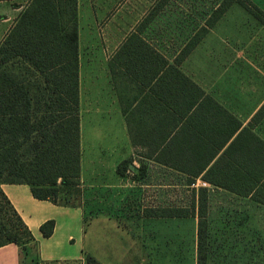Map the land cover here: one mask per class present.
Returning a JSON list of instances; mask_svg holds the SVG:
<instances>
[{"label":"crops","instance_id":"1","mask_svg":"<svg viewBox=\"0 0 264 264\" xmlns=\"http://www.w3.org/2000/svg\"><path fill=\"white\" fill-rule=\"evenodd\" d=\"M31 2L0 0V47ZM157 2L78 0L81 193L89 186L99 190L115 188L117 183L131 177L133 183H143L146 175L139 179L135 174L144 165L147 172L166 170L178 178L181 176L184 178L182 184L194 186V189L206 187L209 205L210 193L215 190L259 204L250 197L202 180L264 105V85L260 84L258 90L244 92L235 81L234 61L231 62L232 69L226 71V59L224 62L219 53L227 50L232 52L231 57L240 54L229 44L232 36L216 32L224 16L236 4L183 57L182 51L194 34V21L157 24L164 5L139 32L140 25L155 11ZM253 18L260 22L257 17ZM190 26L193 27L191 30ZM13 61L10 70L14 74L24 73L23 65ZM226 72L232 75L226 77ZM247 84L252 87L250 81ZM90 120L94 123L93 130ZM236 121L241 123V128L230 136ZM263 123L264 116L257 123L253 122L252 132L264 140L259 130ZM170 131L172 165L168 166L157 161L156 156L162 152L158 146ZM224 138L226 142L220 148ZM215 152L216 156L210 160ZM124 160L130 161L126 174L121 175L118 165ZM181 168L202 172L196 182H189L195 172L188 174ZM2 188L35 234L43 260L78 256V252L70 250L76 245L77 225H80V232L83 230L84 210L81 206H62L36 199L25 183H4ZM108 216L96 215L98 218ZM142 217L146 220L179 219L148 217L146 213ZM49 219L55 220V230L51 237L44 238L40 226ZM20 261L18 245L9 243L0 247V264H20Z\"/></svg>","mask_w":264,"mask_h":264},{"label":"trees","instance_id":"2","mask_svg":"<svg viewBox=\"0 0 264 264\" xmlns=\"http://www.w3.org/2000/svg\"><path fill=\"white\" fill-rule=\"evenodd\" d=\"M167 1L162 0L147 16L139 32ZM236 3L264 21V11L252 0H221L201 24L194 26V34L181 55L187 56ZM12 61L21 63L24 73L14 74L8 69L7 64ZM78 69V0H32L0 47V247L14 243L23 250L37 241L2 184L25 183L36 199L75 206L70 197L74 192L80 193L81 177ZM263 116L264 105L202 176L205 182L250 197L261 205H264V140L252 132V124ZM240 128L241 123L236 121L230 136ZM225 142L224 138L220 148ZM158 148L162 152L156 160L171 166V131ZM129 161L118 165L121 175L126 174ZM180 170L195 172L188 168ZM146 172L143 165L135 178H144ZM201 172H195L189 182H196ZM208 209V189L200 187L194 189L189 207H162L145 213L148 217L197 216V264H210ZM55 225L54 219L45 221L40 226L42 236L51 237ZM86 264L99 262L88 255Z\"/></svg>","mask_w":264,"mask_h":264},{"label":"rangeland","instance_id":"3","mask_svg":"<svg viewBox=\"0 0 264 264\" xmlns=\"http://www.w3.org/2000/svg\"><path fill=\"white\" fill-rule=\"evenodd\" d=\"M220 1L168 0L159 12L157 24L163 21L182 24L190 19L197 27ZM252 1L264 10V0ZM253 16L236 3L216 29L218 34L232 36L229 44L240 53L231 57L232 52H219L224 62L226 59V71L232 69L234 61L235 81L244 92L264 85V21L259 22ZM231 75L225 73L226 77ZM249 81L251 88L247 86ZM259 130L264 137V123ZM131 178L117 183L115 188L99 190L89 186L82 193L71 195L74 207L81 206L84 210L83 230L80 232L77 225L75 249L70 250L78 252V256L45 261L36 241L20 249V264H86L88 255L102 264H197V218L142 217L148 209L189 207L194 186L182 184L184 178L166 170L146 172L143 183H133ZM240 199L220 190L210 193L207 225L210 264H264V205ZM99 213L109 216L98 218Z\"/></svg>","mask_w":264,"mask_h":264},{"label":"built area","instance_id":"4","mask_svg":"<svg viewBox=\"0 0 264 264\" xmlns=\"http://www.w3.org/2000/svg\"><path fill=\"white\" fill-rule=\"evenodd\" d=\"M205 185V184H204Z\"/></svg>","mask_w":264,"mask_h":264}]
</instances>
